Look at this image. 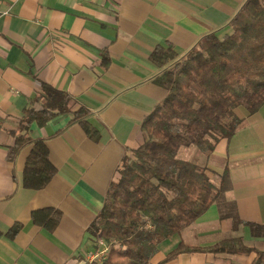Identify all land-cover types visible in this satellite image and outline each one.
<instances>
[{
	"label": "crops",
	"instance_id": "0c3cea01",
	"mask_svg": "<svg viewBox=\"0 0 264 264\" xmlns=\"http://www.w3.org/2000/svg\"><path fill=\"white\" fill-rule=\"evenodd\" d=\"M243 2L0 0V264H88L85 257L96 248L87 227L123 157L143 143L141 121L165 95L154 83L160 68L150 61L151 51L171 44L180 56L203 35L222 34ZM40 82L67 92L72 110L86 108L98 138L90 139L66 114L41 127L33 123L30 136L44 139L56 168L44 188L33 190L21 182L30 146L14 161L7 151L14 142L10 130ZM241 109L240 125L211 154L185 152V159L206 167L216 199L171 236L170 247L159 244L148 264H251L255 257L188 251L161 262L180 241L206 247L241 237L264 248V238L247 224L264 225V103L252 114ZM47 207L61 211L53 230L31 220L33 210ZM15 223L19 231L8 235Z\"/></svg>",
	"mask_w": 264,
	"mask_h": 264
},
{
	"label": "trees",
	"instance_id": "16d2710c",
	"mask_svg": "<svg viewBox=\"0 0 264 264\" xmlns=\"http://www.w3.org/2000/svg\"><path fill=\"white\" fill-rule=\"evenodd\" d=\"M227 26L222 34L203 35L180 56L171 44L151 51L150 61L160 68L154 83L165 95L141 121L143 143L123 157L101 209L87 227L92 245L99 248L102 240L108 249L105 259L88 264H148L161 242L190 225L216 199L206 167L179 157L178 148L184 144L211 154L218 141L230 138L240 125L236 108L243 106L252 114L264 103V0H244ZM70 102L67 92L40 82L16 129L10 130V161L30 146L21 177L25 188L42 189L56 173L44 139L30 136L33 123L41 127L55 116L70 115V122L97 140L88 110H72ZM60 217L61 211L51 207L31 212L32 222L47 230L55 229ZM247 224L253 235L264 238V225ZM20 227L15 223L8 235ZM188 251L254 252L251 264H264V248L248 245L241 237L206 247L180 241L161 262Z\"/></svg>",
	"mask_w": 264,
	"mask_h": 264
},
{
	"label": "built area",
	"instance_id": "2783aa9c",
	"mask_svg": "<svg viewBox=\"0 0 264 264\" xmlns=\"http://www.w3.org/2000/svg\"><path fill=\"white\" fill-rule=\"evenodd\" d=\"M1 14V12H0ZM99 248L94 249L90 253H88L85 257L86 263H91L93 261L100 262L103 259L106 258L108 249L105 246L104 242L102 240H98Z\"/></svg>",
	"mask_w": 264,
	"mask_h": 264
},
{
	"label": "rangeland",
	"instance_id": "374dc122",
	"mask_svg": "<svg viewBox=\"0 0 264 264\" xmlns=\"http://www.w3.org/2000/svg\"><path fill=\"white\" fill-rule=\"evenodd\" d=\"M238 108H240V109H238ZM238 108H236V111H235V114H237V115H239L241 113V110H242L241 108H245V107L240 106ZM192 148H194V147L193 146H187L186 147V145H184V144L180 145L179 148H178V156L181 157V158H185L186 157L185 152L187 150H191ZM198 156H201V152L200 151L198 152ZM172 242H173V237H169L168 239L164 240V243L162 245H160V248L165 250L168 247H170Z\"/></svg>",
	"mask_w": 264,
	"mask_h": 264
}]
</instances>
